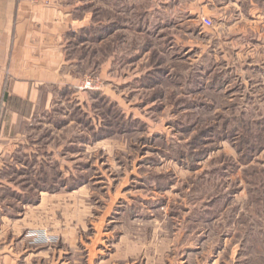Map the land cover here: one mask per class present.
Returning <instances> with one entry per match:
<instances>
[{
	"label": "rangeland",
	"instance_id": "obj_1",
	"mask_svg": "<svg viewBox=\"0 0 264 264\" xmlns=\"http://www.w3.org/2000/svg\"><path fill=\"white\" fill-rule=\"evenodd\" d=\"M90 1L76 83L8 172L54 195L43 264H264V0Z\"/></svg>",
	"mask_w": 264,
	"mask_h": 264
},
{
	"label": "crops",
	"instance_id": "obj_2",
	"mask_svg": "<svg viewBox=\"0 0 264 264\" xmlns=\"http://www.w3.org/2000/svg\"><path fill=\"white\" fill-rule=\"evenodd\" d=\"M116 2L123 10L133 4ZM91 7L90 0H54L49 6L0 0V264H43L51 248L55 261L44 224L30 218L40 212L45 196L54 195L41 192L36 203L24 202L25 192L12 185L8 172L39 159L25 139L39 130L61 90L75 85L69 54L79 33L86 39Z\"/></svg>",
	"mask_w": 264,
	"mask_h": 264
},
{
	"label": "built area",
	"instance_id": "obj_3",
	"mask_svg": "<svg viewBox=\"0 0 264 264\" xmlns=\"http://www.w3.org/2000/svg\"><path fill=\"white\" fill-rule=\"evenodd\" d=\"M25 1H28V2H30V3H34V4H42V5H44V6H49L50 3H51L52 1H54V0H25ZM202 25L205 26V27H209V26H211V20L208 19V18H204V19H202ZM90 84H91V82H89V81L85 82V87H84V89L89 88Z\"/></svg>",
	"mask_w": 264,
	"mask_h": 264
}]
</instances>
